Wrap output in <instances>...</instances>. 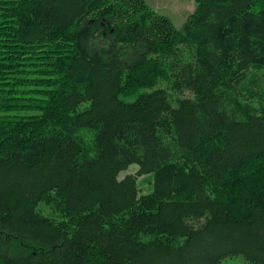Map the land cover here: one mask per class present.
I'll list each match as a JSON object with an SVG mask.
<instances>
[{
    "label": "trees",
    "instance_id": "16d2710c",
    "mask_svg": "<svg viewBox=\"0 0 264 264\" xmlns=\"http://www.w3.org/2000/svg\"><path fill=\"white\" fill-rule=\"evenodd\" d=\"M235 259L264 264V0L179 28L145 0H0V264Z\"/></svg>",
    "mask_w": 264,
    "mask_h": 264
},
{
    "label": "rangeland",
    "instance_id": "374dc122",
    "mask_svg": "<svg viewBox=\"0 0 264 264\" xmlns=\"http://www.w3.org/2000/svg\"><path fill=\"white\" fill-rule=\"evenodd\" d=\"M145 2L158 13L168 16L173 25L177 28L184 22L186 16L195 8V0H145ZM99 43L109 45L111 41L108 35L98 38ZM137 164H130L127 169L119 172L118 177H123L126 173H134L137 170ZM151 175H142L138 177V188L140 193H148L152 190ZM39 208L45 213H53L48 205L40 204ZM224 264H245L239 259L226 261Z\"/></svg>",
    "mask_w": 264,
    "mask_h": 264
}]
</instances>
